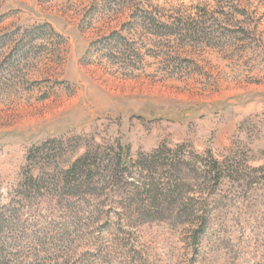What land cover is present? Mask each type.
I'll list each match as a JSON object with an SVG mask.
<instances>
[{"label": "rangeland", "instance_id": "1", "mask_svg": "<svg viewBox=\"0 0 264 264\" xmlns=\"http://www.w3.org/2000/svg\"><path fill=\"white\" fill-rule=\"evenodd\" d=\"M0 213L22 264H264V0H0Z\"/></svg>", "mask_w": 264, "mask_h": 264}, {"label": "trees", "instance_id": "2", "mask_svg": "<svg viewBox=\"0 0 264 264\" xmlns=\"http://www.w3.org/2000/svg\"><path fill=\"white\" fill-rule=\"evenodd\" d=\"M166 26V25H164ZM95 155L91 156V152H86L85 154L81 155L78 159H76L75 161H73V163L71 164L70 168L67 169L65 172H63V176L65 177H69V179L71 178V180H73L74 177H78L80 178L82 175L83 177H86L88 175H91L93 172H96L97 170H93L92 166H95V159H96V153H94ZM214 168L213 169H217L215 170V173L218 171V167H217V163L214 162ZM86 166L88 167V170L86 168ZM97 166V165H96ZM100 169V166H97ZM217 175L215 176L214 180L216 183L220 182V174L216 173ZM68 179V180H69ZM82 184L80 183H72V185L70 184V190L72 193H76V191L80 190ZM176 188V185H172L171 183L167 184V189L166 191V195L171 194L172 192H174ZM0 223H4V219L2 217V214L0 213ZM2 225H0L1 227ZM10 259L8 258V256L6 255L5 252V247L4 245L1 243L0 245V264H22L20 261V258H18V256L16 258H14L12 255H9Z\"/></svg>", "mask_w": 264, "mask_h": 264}]
</instances>
